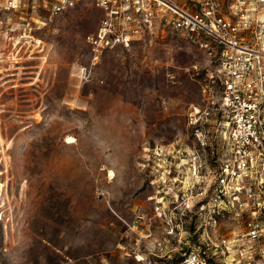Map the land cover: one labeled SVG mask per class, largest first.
<instances>
[{
  "label": "rangeland",
  "instance_id": "obj_1",
  "mask_svg": "<svg viewBox=\"0 0 264 264\" xmlns=\"http://www.w3.org/2000/svg\"><path fill=\"white\" fill-rule=\"evenodd\" d=\"M22 3L0 0V264H264L248 236L264 154L257 213L216 185L234 158L216 57L159 19L96 43L97 0ZM245 7L243 44L264 53V0Z\"/></svg>",
  "mask_w": 264,
  "mask_h": 264
},
{
  "label": "built area",
  "instance_id": "obj_2",
  "mask_svg": "<svg viewBox=\"0 0 264 264\" xmlns=\"http://www.w3.org/2000/svg\"><path fill=\"white\" fill-rule=\"evenodd\" d=\"M7 1L15 9L23 6L22 0ZM37 1L55 14L77 0ZM177 1L97 0L105 17L96 43L127 45L136 35L152 31L159 19L166 27L185 35L216 57L218 65L211 77L217 84L221 107L228 117V134L234 150L233 160L225 162L216 185L223 197L232 196L242 206L248 203L257 213V208H261L257 206L261 189L250 182L259 179L258 166L264 154L260 148L264 144V53L243 44L240 36L250 26L246 20L249 11L257 8H246L249 0H236L242 7L236 8V3L231 6L229 13L239 17L233 21L226 18V10L219 0H188L195 8L192 10ZM260 179L264 182L263 172ZM254 217L248 222V236L261 241L264 228ZM258 251L264 254V246H259ZM183 261L184 264H206L195 250Z\"/></svg>",
  "mask_w": 264,
  "mask_h": 264
},
{
  "label": "bare ground",
  "instance_id": "obj_3",
  "mask_svg": "<svg viewBox=\"0 0 264 264\" xmlns=\"http://www.w3.org/2000/svg\"><path fill=\"white\" fill-rule=\"evenodd\" d=\"M80 75L81 76H83L84 75V72H83V70L82 69H80ZM33 83V82H32ZM16 92H17V90H16ZM72 107L73 108H80V107H78L77 106V104H75V103H72ZM3 117H2V115L0 114V120L2 119ZM106 127H108V126H106ZM109 128V127H108ZM113 131V130H112ZM110 177H113V172L112 171H110Z\"/></svg>",
  "mask_w": 264,
  "mask_h": 264
}]
</instances>
